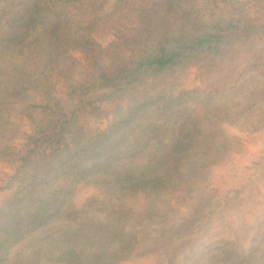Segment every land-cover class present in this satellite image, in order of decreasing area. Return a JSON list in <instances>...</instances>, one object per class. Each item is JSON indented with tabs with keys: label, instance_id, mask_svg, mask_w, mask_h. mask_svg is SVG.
I'll use <instances>...</instances> for the list:
<instances>
[{
	"label": "rangeland",
	"instance_id": "obj_1",
	"mask_svg": "<svg viewBox=\"0 0 264 264\" xmlns=\"http://www.w3.org/2000/svg\"><path fill=\"white\" fill-rule=\"evenodd\" d=\"M18 1L6 8V20L0 24V49L11 46V56L1 59L0 78L12 79L6 82L7 90L0 91V150L20 144L29 127V104L40 103L45 90L61 96L65 83L81 81L91 70L77 46L80 40L99 44L98 57L111 59L115 53L109 43L132 29L137 8L154 0H45L47 5L41 0L51 29L44 38L30 34L27 39H37L36 48L16 54L28 19L26 9L15 5ZM178 1L190 19L200 20L209 10L218 14L223 5L221 0ZM237 1L249 15L264 4ZM61 41H69L66 50L42 74L43 61ZM21 59L29 60L26 68ZM240 65L224 80L208 79L195 68L155 74L129 107L103 119L70 149L35 161L9 188L0 189V244L5 225H14L20 217L7 244L0 245V264H9L22 250L35 261L43 254L36 264H44L61 241L78 247L82 264H167L171 254L177 255L175 264H260L264 167L255 175L251 171L252 176L236 173L264 158V50L245 56ZM29 80L32 84L24 86ZM15 84L19 89L6 95ZM148 159L162 162L149 165ZM139 172L166 191L141 190L133 198L127 190L123 199L114 198L116 182L126 179L121 188H133ZM3 173L11 170L0 161V187L6 180ZM228 190L239 193L230 192L225 200ZM215 191L213 205L191 222ZM64 192L69 194L62 196ZM53 193L62 204L38 216L35 227L28 225L25 211L48 202ZM99 195L105 197L103 206L96 205ZM71 198L75 213L69 211ZM68 211L67 225L59 224ZM199 224L201 229L196 228ZM115 230L130 235L124 247L112 238ZM175 238L185 244L176 242L168 255L161 248Z\"/></svg>",
	"mask_w": 264,
	"mask_h": 264
},
{
	"label": "trees",
	"instance_id": "obj_2",
	"mask_svg": "<svg viewBox=\"0 0 264 264\" xmlns=\"http://www.w3.org/2000/svg\"><path fill=\"white\" fill-rule=\"evenodd\" d=\"M43 1L28 0L25 2L24 0L23 2V0H19L15 4L25 8L28 14V19L23 21L24 29H21L23 34L19 38L21 47L19 51H16V54L36 48L37 39L32 38L35 36L44 38L49 33L52 23L43 18L45 13L40 2L47 5V2ZM13 2L14 0H0V24L6 20V8L12 6ZM221 2L223 5L219 8L218 14L215 15L213 10H209L210 13L204 20L190 19L178 0H154L150 5L140 6L135 12V24L132 29L124 36L116 35V39L109 43V49L115 53L111 59H104V56L103 58L98 57V51L101 49L99 44L90 39L80 40L77 46L90 61L91 70L84 75L81 81L65 83L61 96H53L48 90H45L44 98L40 103L28 105V109L31 110L27 115L29 127L22 134L20 144L7 146L0 150V161L11 170L10 174L3 173L6 180L0 189L9 188L11 182L35 161L46 158L49 153L70 149L85 132L99 128L103 119L129 107L137 99L149 78L155 74L179 68H195L199 75L208 79L212 77L224 80L230 76V73L238 71L245 56L254 54L258 50H264V4L257 6L254 14L249 15L244 11L241 1L221 0ZM30 34L34 37L27 39ZM68 42H57V47L54 48L56 52L42 63L45 64L42 74L46 70H51V67L57 63L58 53L66 50ZM10 48L9 45L4 50L0 49V62L2 58L9 55ZM25 61L29 62V60L21 59L22 67ZM38 66L34 67V72L38 70ZM9 80L12 79L0 78V91L7 90L8 83L6 82ZM31 82V80L27 81L24 86L32 84ZM9 89L10 92H7L6 95L19 87L15 84L9 86ZM148 160L149 165L162 162V160L157 162H154L153 159ZM262 167H264V158H259L257 161H252L250 165L238 169L236 176L238 174L241 177L252 176V174L249 175L251 171L255 175V172ZM123 181L126 179L116 182L112 187L114 198L123 199L122 194L127 190L133 198L142 192L149 194L154 190H159V193L166 191L165 186L154 187L155 179L145 176L143 172L137 174L136 186L133 188H121ZM230 192L236 194L239 193V190L226 191L224 193L225 200ZM68 194V192H64L62 196ZM51 196L52 199L49 198V201L43 205L40 204L37 208L25 211L24 218L28 225L35 227L33 222L39 219L38 216H43L50 207H53L52 209L55 211L62 204L57 200V194L53 193ZM216 198L215 191L193 214L194 218L191 222L201 218L207 208L216 201L214 200ZM89 199L86 202L91 205L93 196L91 197L92 201ZM104 200L105 197L101 199L100 195L97 196L96 205L99 202V206H103ZM68 201L69 211L75 213L77 210L72 198ZM69 211L62 215L63 218L59 224L67 225L66 223L71 218L68 214ZM19 218L14 221V225L19 223ZM202 222L204 223V221ZM14 225H5V237L0 245L7 244L15 230ZM196 228L201 229L202 225L199 224ZM182 236L184 237V235ZM129 237L130 235L122 233V231L112 232V238L120 247L127 244L125 240ZM262 240H264V229L261 230L260 241ZM178 241L180 244H185L181 238H175L166 244L167 247L161 249H164L169 255L173 245ZM61 242L63 244L59 245L55 251L48 253L49 255L43 263L45 264L47 261L49 263L46 264H82V256L78 247L69 243L65 244L64 241ZM20 252L10 257L9 264H19L22 261L27 264H36L44 256L38 254L36 257V255L35 261L28 250ZM260 252L262 255L260 264H264V247L260 248ZM170 257L167 264H175L173 260L176 261L177 255L171 254Z\"/></svg>",
	"mask_w": 264,
	"mask_h": 264
}]
</instances>
